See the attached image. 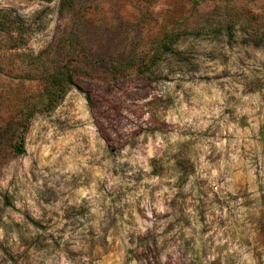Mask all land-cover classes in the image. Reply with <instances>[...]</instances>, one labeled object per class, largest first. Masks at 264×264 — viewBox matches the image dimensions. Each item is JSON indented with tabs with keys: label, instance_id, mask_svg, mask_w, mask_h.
Segmentation results:
<instances>
[{
	"label": "rangeland",
	"instance_id": "obj_1",
	"mask_svg": "<svg viewBox=\"0 0 264 264\" xmlns=\"http://www.w3.org/2000/svg\"><path fill=\"white\" fill-rule=\"evenodd\" d=\"M0 12V264H264V0Z\"/></svg>",
	"mask_w": 264,
	"mask_h": 264
},
{
	"label": "trees",
	"instance_id": "obj_2",
	"mask_svg": "<svg viewBox=\"0 0 264 264\" xmlns=\"http://www.w3.org/2000/svg\"><path fill=\"white\" fill-rule=\"evenodd\" d=\"M41 1L50 2L52 0H41ZM72 1L73 0H60V3H61V5L66 7V6L70 5L72 3ZM9 24H10V22H9L8 16L6 14L0 12V32L9 31ZM187 33L188 34H197L198 31L190 30ZM172 45H173V42L170 39L167 42H165V41L160 42L158 44V48L150 57L149 66L157 65L160 62L162 55L164 53H168V52L172 51ZM71 77H72V71L68 68H67V71L57 72V73L52 75L51 82L54 86V89L49 94V98L45 104V108H49V106H50L49 103H52L54 100H56L57 98H59L60 96H62L64 94L67 87L71 83ZM31 114H32V112H29V116L27 115L25 117L26 120L29 119V117H31ZM20 141L22 142V139H20ZM12 149L14 150V152L17 155L22 154L24 152L22 144H19V145L14 144L12 146Z\"/></svg>",
	"mask_w": 264,
	"mask_h": 264
}]
</instances>
